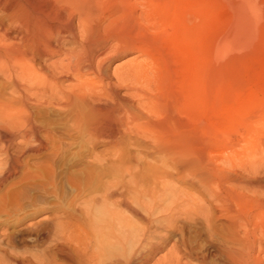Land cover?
<instances>
[{"label": "bare ground", "instance_id": "6f19581e", "mask_svg": "<svg viewBox=\"0 0 264 264\" xmlns=\"http://www.w3.org/2000/svg\"><path fill=\"white\" fill-rule=\"evenodd\" d=\"M221 3L229 9L227 15L220 11ZM263 21L264 0H0V186L17 173L31 186L43 167L33 162L23 167L24 156L46 147L35 116L41 106L61 109L79 134L119 144L127 138L136 146L120 166L125 180L102 197L100 218H87L80 233L54 227V252L63 263L53 264H146L172 237L174 225L164 223L159 214L171 200L184 205L197 194L208 201L198 205V214L223 217L225 234L216 240L214 251L201 254H191L176 241L152 264H264V202L249 196L254 190L264 195L259 193L264 175L243 167L244 177L246 172L236 173L237 165L221 159L213 163L206 131L210 95L219 91L211 81L222 78L211 74V63L220 64L227 54L251 47L263 33L258 28ZM130 54H144L147 60L123 61L109 71L111 62ZM235 62L225 64L233 69ZM223 80L221 84L227 82ZM211 84L217 93L212 89L211 94ZM143 152L158 155L162 167L175 174L157 175L162 170L155 167V181H150L155 185L144 181L149 186L144 187ZM178 181L191 185L192 193L178 191ZM167 193L171 200L164 203L166 209L155 206ZM9 194L17 198L20 192ZM115 195L112 207H106ZM119 203L127 217L117 209ZM254 205L259 208L249 211ZM251 219L257 233L254 225L248 226ZM2 243L0 239L3 248ZM2 248L0 264H31Z\"/></svg>", "mask_w": 264, "mask_h": 264}, {"label": "rangeland", "instance_id": "374dc122", "mask_svg": "<svg viewBox=\"0 0 264 264\" xmlns=\"http://www.w3.org/2000/svg\"><path fill=\"white\" fill-rule=\"evenodd\" d=\"M136 7L139 9L141 6L139 7V5H137ZM219 8L223 15L228 14L229 9L227 6L221 3ZM258 28L263 30V33H261L257 38L258 40L255 39L253 41L251 45L252 48L249 47L241 51L229 53L226 55L224 59L225 61L223 60L220 64L213 65V62L211 63V74H215L217 72L214 76L218 77V79L222 77L219 80L215 78L214 82L218 80V83H213L212 79L214 76L210 74L212 80L211 83L215 86L214 88H217L218 86L217 89H219V91L223 89L221 87L223 84V87L225 88L222 90L223 92H219L217 89H213L211 84V94L215 90L214 93H217L216 91H218L217 94L222 95H210V102H213L211 105L213 108L210 106L211 103L209 102L211 115L209 113L207 119L210 116L208 120V123L210 122V124H207L208 126H206L208 129L205 127L207 134L210 136L208 138H211L209 140V145L211 147L209 156L212 159H209L216 164L224 161L225 163L237 165L239 168L237 166H235V168L237 171L239 169V172H236V170L233 167L231 168L228 164L229 169H231L230 171L232 172L235 170V172L239 175H245L244 177L247 176V172L244 171V169L242 171L243 167H254L256 173L259 171V175L260 173L261 175H264V172H262V170H264V118L260 117L264 116V39H262L264 38V21L258 25ZM255 48L257 50H255ZM232 59L236 60V67H233V69L225 64ZM128 60L139 62L147 60V57L144 54L139 56H135L134 54H130L125 57L123 56L122 58H118L110 63L109 71H111L114 65ZM215 68H218L220 71ZM230 72H232L233 75H230L231 77L227 75V73L229 74ZM222 79H224L223 82H227L221 84ZM226 88L228 91H226ZM229 90L231 91L230 93ZM224 92H226V94H224ZM231 93H233L234 96L230 95L232 96L230 97L228 95ZM122 94L124 93L122 92ZM227 99L229 100L228 102H226ZM56 108L57 107L52 106H41L36 108L35 116L36 119L39 118L37 120L38 125H40L41 129H43L41 137L44 138L46 147L39 150L40 152H36V154L31 157L26 156V158L24 156L23 159H25H22L23 167H26L27 165L29 166V163L39 165L38 167H40V164L43 166L38 170V176L31 180V186L26 180L22 179L21 173H17L12 176L13 178L11 177L7 179L2 183V187L0 186V209L2 210H0V239H3V243L9 239L7 241L8 243H6L10 246L12 245V248H10L11 250L8 249L9 247L6 243L7 248L5 244L3 245V243V248L2 246L0 248L4 250L7 249L6 251L10 250V253L5 252L8 255H16L17 257L14 258L22 260L24 258L31 264L63 263V260H61L62 257L59 255L58 257L54 252V240L56 237L54 227H58L62 230L63 228L59 227V225H62L66 228V230L72 228L71 230L75 233H78V231L80 233V228H82L80 225L86 227L87 218H100V216H102V212L100 210L105 207L102 205V197L105 195L107 190L114 188V185L118 183V181L121 182L125 180L123 173L121 172L122 169L120 168L122 165L121 163L129 161L130 158L128 157L133 155L136 151V146L131 144L132 142L129 139L127 140V138H124V140L119 144L117 142L106 141L105 139L99 137L95 138V136L85 133H77L72 128V122L70 118H68V115L61 111V109L59 110V108ZM218 109H220L219 112ZM141 156L143 160L141 158L140 161H142L143 165H145L143 171L147 176L143 178V181L141 180L144 187H153V185H155L151 183L155 181L152 175L155 167H158V171L159 169L160 171L162 170V172H158L159 174L157 175H162L165 171H169L165 172L166 175L175 174L171 172L170 169L166 170L162 167L161 158L159 160L158 155L143 152ZM219 159H221V161H219ZM117 164L120 165L115 166ZM150 164L151 167L153 166L152 168L150 167ZM114 169L119 170L115 171ZM244 172L246 173L244 174ZM242 173L244 175H242ZM18 176L19 178H17ZM113 181L116 182L114 183ZM144 181H146V184L149 186L144 184ZM111 182L112 185L110 184ZM10 184H13V186ZM106 184L109 187L106 186ZM176 185L177 186L175 187L177 190L179 189L178 191L182 189L180 192L189 191L192 193L194 190L186 181H178L176 182ZM105 186L106 188H104ZM30 187L33 188L31 189ZM117 187L119 188L120 186ZM118 188H116L117 193L120 192V189ZM12 190H19L20 194L17 198H12L10 196L9 192H12ZM259 190V193H261V190L264 191L263 189ZM254 191H251L254 195L251 192H248L251 193L249 196H257L255 197L256 200L259 199L264 202V199L261 198H264V195L258 194V192L255 194ZM164 195L165 194L156 200L155 206L162 207L163 205L165 208L164 205L167 204V201L169 203L171 197L170 194L167 193L165 195L166 198L169 199L167 200L166 198H163L165 197ZM259 195H261V197ZM117 197L118 195H115L112 197L113 199L110 198V201L108 199L106 204L109 205H106V207H112L111 204L114 203ZM161 198H163V200ZM203 198L204 197L202 196L200 197V194H197L195 199L189 200L187 204H184L185 206L182 204L183 202H180V200H176L173 203L172 201H174V199L167 204L168 207L166 206V211L159 214V218L164 223L169 221L167 224L172 222L171 224L174 225L171 231L173 238L171 237L168 242L165 241V243L161 245V249L155 252L150 261L148 260L146 264H152V262H156L155 260L166 255L170 250L169 248L172 247L170 245H173L176 241H178L180 245L184 244L186 247L184 248L182 245V249H187V251L191 254H201L206 251H214L217 244L216 240L225 234V220L223 217L221 218L209 213V215L206 216H203L202 214L200 215V213L198 214V205L208 204V201H205ZM98 201L100 203H98ZM179 204L181 205L178 206ZM260 206L262 207V205ZM124 207L125 206L122 205V203H119L117 209L119 212H122H120L122 215H126L127 217L129 214ZM256 207H258V205H254L249 211L254 212V210L259 208ZM171 209L174 210L173 213H171ZM99 212H101V214H99ZM205 213L207 212L204 211V214ZM206 221L211 224L210 227L206 226ZM91 222L93 221L91 220ZM255 222L256 221L251 219L248 226L253 228L254 225V227H256ZM77 227L79 229H77ZM257 228L258 227L255 229V233L258 232ZM41 230L43 231L40 233ZM52 241H54V243ZM68 243L71 248L75 249L76 246L72 241L71 243ZM178 249L181 250L180 247ZM13 251L15 253H13ZM51 255L52 257H50ZM45 258L48 260L47 263L46 261H43L46 260ZM15 264L18 263L15 262Z\"/></svg>", "mask_w": 264, "mask_h": 264}]
</instances>
